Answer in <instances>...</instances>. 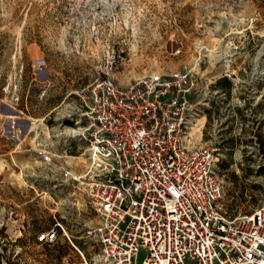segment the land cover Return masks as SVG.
Returning a JSON list of instances; mask_svg holds the SVG:
<instances>
[{
  "label": "rangeland",
  "instance_id": "1",
  "mask_svg": "<svg viewBox=\"0 0 264 264\" xmlns=\"http://www.w3.org/2000/svg\"><path fill=\"white\" fill-rule=\"evenodd\" d=\"M195 65L189 139L217 146L224 208L251 211L264 203V0H0V264L76 260L62 230L35 247L56 221L91 246L97 218L83 187L37 152L39 142L55 166L84 170L87 145L70 127L89 87Z\"/></svg>",
  "mask_w": 264,
  "mask_h": 264
},
{
  "label": "built area",
  "instance_id": "2",
  "mask_svg": "<svg viewBox=\"0 0 264 264\" xmlns=\"http://www.w3.org/2000/svg\"><path fill=\"white\" fill-rule=\"evenodd\" d=\"M199 71H154L125 85L97 79L70 127L87 145L82 172L70 161L55 166L37 143L41 162L82 186L97 218L86 230L88 251L59 221L35 234L39 248L62 230L77 257L40 264H264V203L228 212L217 146L189 141Z\"/></svg>",
  "mask_w": 264,
  "mask_h": 264
},
{
  "label": "bare ground",
  "instance_id": "3",
  "mask_svg": "<svg viewBox=\"0 0 264 264\" xmlns=\"http://www.w3.org/2000/svg\"><path fill=\"white\" fill-rule=\"evenodd\" d=\"M202 119H204L203 117L201 118V119H199L200 121H203ZM204 122V121H203ZM202 122V123H203ZM201 123V124H202ZM200 128H199V126L198 125H195V127L193 128V130L191 131V135H193L194 133H196L198 130H199ZM71 130V132H74V133H76V130H74V129H70ZM189 141L191 142V140L189 139ZM86 162V161H85Z\"/></svg>",
  "mask_w": 264,
  "mask_h": 264
},
{
  "label": "trees",
  "instance_id": "4",
  "mask_svg": "<svg viewBox=\"0 0 264 264\" xmlns=\"http://www.w3.org/2000/svg\"><path fill=\"white\" fill-rule=\"evenodd\" d=\"M227 80L229 79L227 77H224L223 80L218 81V84H221L222 82L227 81ZM228 82H230V80Z\"/></svg>",
  "mask_w": 264,
  "mask_h": 264
},
{
  "label": "crops",
  "instance_id": "5",
  "mask_svg": "<svg viewBox=\"0 0 264 264\" xmlns=\"http://www.w3.org/2000/svg\"><path fill=\"white\" fill-rule=\"evenodd\" d=\"M4 215V212L2 211V209H0V217H2Z\"/></svg>",
  "mask_w": 264,
  "mask_h": 264
}]
</instances>
